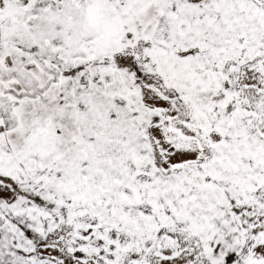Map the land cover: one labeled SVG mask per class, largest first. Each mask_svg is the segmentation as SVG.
Segmentation results:
<instances>
[{"label": "snow or ice", "instance_id": "obj_1", "mask_svg": "<svg viewBox=\"0 0 264 264\" xmlns=\"http://www.w3.org/2000/svg\"><path fill=\"white\" fill-rule=\"evenodd\" d=\"M0 264H264V0H0Z\"/></svg>", "mask_w": 264, "mask_h": 264}]
</instances>
